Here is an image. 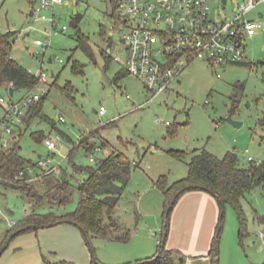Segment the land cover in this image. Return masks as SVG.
Masks as SVG:
<instances>
[{"label": "rangeland", "instance_id": "1", "mask_svg": "<svg viewBox=\"0 0 264 264\" xmlns=\"http://www.w3.org/2000/svg\"><path fill=\"white\" fill-rule=\"evenodd\" d=\"M246 1L228 0L224 4L223 0H209L210 15L216 21L232 17ZM38 2L0 0V31L16 33L14 57L36 76L42 70L46 72L49 81L40 82L31 91L0 93L7 105L10 101L19 103L21 108L29 92L40 94L43 112L56 127L48 119L37 117L28 127L22 126L25 132L21 136L16 127L13 136L0 127V138L20 140L23 157L34 162L52 155L54 163L68 168L70 174L74 173L68 159L71 151L77 166L94 165L92 157L99 160L111 152L126 155L133 165L115 216L132 231L131 239L117 242L93 237L90 244L78 228L89 254L88 264L94 257L103 264H135L151 258L158 253L160 242L165 240L168 247L180 242L179 238L174 242L173 238L171 242L166 238L167 199L156 185L161 177L172 185L188 175L189 157L181 159L174 155L175 151L188 152L190 156L205 149L220 158L234 151L242 166L264 162V28L247 38L243 63L221 69L219 77L209 63L194 59L171 83L170 90L151 102L152 94L136 77L126 72L122 79L115 78L125 68L114 60L115 56L124 57V44L115 32L118 26L112 16L113 0H64L54 11L58 32L52 30L50 20L35 21L31 16ZM259 11L264 13V3L247 17L264 25ZM77 13L82 16L79 29L89 38L93 57L78 47V29L73 26ZM47 15L52 17V11ZM64 25L68 29L62 32ZM37 40L44 41L46 48L38 46ZM104 49H111L110 62L102 53ZM75 63L82 65L83 70L75 71ZM69 84L74 89L71 97L64 92ZM235 99L238 108L232 112ZM59 116L65 121L61 122ZM228 118L242 125L238 127ZM39 130L59 142L55 151L49 152L44 141L31 136ZM92 130L96 131L94 143L110 146L91 152L83 146L76 147ZM84 178L85 175L75 173L73 181L78 184ZM80 199L81 194L75 189L66 206L53 205L50 209L44 202L39 211L73 212ZM32 203L20 191L0 185V248H6L0 264H44L45 258L52 259L60 254H53L55 251H63L66 246L68 236L65 241L53 227L23 232L7 240L16 229L12 221L21 222L31 212ZM241 205L246 217L244 228L234 206L225 204L218 261L201 255L186 256L187 264H264V187L254 184ZM168 229L171 230V220Z\"/></svg>", "mask_w": 264, "mask_h": 264}, {"label": "trees", "instance_id": "2", "mask_svg": "<svg viewBox=\"0 0 264 264\" xmlns=\"http://www.w3.org/2000/svg\"><path fill=\"white\" fill-rule=\"evenodd\" d=\"M112 16L115 19V4ZM81 18L82 16L78 13L73 17V26L78 29V47L90 57H93L89 38L79 29ZM15 35L16 33L12 31L6 33L0 31V91H5L10 95L22 89L31 91L40 83L39 76L33 74L14 57ZM110 50H102L108 62L111 60V56L108 55ZM73 69L78 72L83 70L82 65L79 63H75ZM124 71L116 74V80H120L125 76L127 70L124 69ZM73 90L70 84L64 88L65 94L70 97ZM47 94L48 92L45 96ZM2 97L3 95L0 93V121L5 117L10 103L9 101L7 105L5 103L7 102L6 100L2 102ZM43 103L44 100L41 98L30 106L24 122L21 124V131L18 136L25 132V130H22V126L26 125L28 127L37 117L44 120L48 119L53 128L56 127L54 120L49 119L43 112ZM237 108L238 101L235 99L232 112ZM2 109H4L3 115H1ZM95 135L96 131L92 130L80 140L76 147L83 146L88 152L94 151L99 147L92 140ZM31 136L38 142L45 141L47 138L43 130L35 131ZM109 146L108 143L100 145L103 149ZM21 150L20 140L12 142L7 149L0 146V185L5 188L18 190L33 201L31 212L27 213L21 222L14 224L16 229L9 234L8 241L23 232L65 223L79 227L88 242H91L93 237L117 242H128L131 239L132 231L127 229L115 216L116 208L129 182L133 165L126 155L111 152L107 156L96 160L94 165L77 166L73 160V151H71L68 159L70 167L74 170L73 174H70L68 168L61 166L60 175L48 174L38 180L28 182L27 179L19 177V174L28 164H33L34 161L24 158ZM174 155L181 159L189 157L187 161L189 170L185 178L174 182L172 185H169L164 177H161L156 182V185L163 191L167 199L165 214L169 211V216L167 217L166 238L169 234V221L171 220L173 209L179 199L192 190H205L217 200L219 198L225 204L231 203L238 213L241 226L244 228L246 217L242 209L241 200L252 189L254 184H261L264 187V162L242 166L238 154L234 151L227 152L223 158L205 149L196 151L190 156L188 152L181 151H175ZM75 173L85 175L84 180L76 184L73 181ZM75 189L80 192L81 199L78 207L73 212L59 214L53 210L47 212L39 211L44 202H47L50 209H53V205L66 206L71 202ZM224 217H220L219 226L214 237L210 253L213 261H216L219 256V244L222 233L220 224L223 223ZM44 261V264H77L65 259L52 260L45 258ZM91 264L103 263L94 257ZM135 264H187V257L178 249L167 248L166 243L162 241L159 244V250L156 255L140 260Z\"/></svg>", "mask_w": 264, "mask_h": 264}, {"label": "built area", "instance_id": "3", "mask_svg": "<svg viewBox=\"0 0 264 264\" xmlns=\"http://www.w3.org/2000/svg\"><path fill=\"white\" fill-rule=\"evenodd\" d=\"M64 0H39L31 16L35 21L50 20L52 30L58 32L54 19L55 8ZM264 0H248L240 5L232 17L216 21L210 15L209 0H114L116 8V34L124 44V57H114L129 74L140 80L152 94L151 102L161 93L170 90L171 83L179 77L194 59L209 63L221 76V69L242 63L246 58V40L264 28L258 20L248 19V14L257 9ZM52 11V17L47 12ZM68 29L62 26L61 31ZM113 35V33H111ZM38 46L45 42L37 40ZM46 48V47H45ZM62 61V60H61ZM40 82L47 83L48 75L43 70ZM47 92L45 91V94ZM41 99L40 94L30 92L19 103L10 102L8 111L0 121V127L7 135H14V127L21 131V124L30 106ZM5 102V98H1ZM102 107L100 113L103 114ZM59 120L65 119L59 116ZM49 152L55 151L59 142L53 137L44 141ZM12 140L0 138V146L7 149ZM102 147L95 150L100 151ZM55 155V154H53ZM253 161L252 157H249ZM91 158V162H95ZM61 164L54 163V157L39 158L28 164L19 177L33 182L44 175H60ZM13 224H16L13 221Z\"/></svg>", "mask_w": 264, "mask_h": 264}, {"label": "crops", "instance_id": "4", "mask_svg": "<svg viewBox=\"0 0 264 264\" xmlns=\"http://www.w3.org/2000/svg\"><path fill=\"white\" fill-rule=\"evenodd\" d=\"M258 14L259 17L264 16L261 11ZM220 215V204L212 194L203 190H192L185 193L173 209L171 230H169L167 238L170 242L172 238L173 242L179 238L180 242L171 243L167 248L178 249L188 258L201 255L209 257L213 261L210 253L219 226ZM51 227L54 228L53 231L61 233L65 241L68 236L63 251H55L54 253L51 251L53 254L60 253V256L56 255L52 259H65L80 264L89 263L90 259L86 251L85 241L77 226L65 223ZM42 229L44 230V228Z\"/></svg>", "mask_w": 264, "mask_h": 264}, {"label": "water", "instance_id": "5", "mask_svg": "<svg viewBox=\"0 0 264 264\" xmlns=\"http://www.w3.org/2000/svg\"><path fill=\"white\" fill-rule=\"evenodd\" d=\"M227 2H228V0H223V3L224 4H227ZM52 76H54V74H52ZM228 120L230 121V122H232L234 125H236V126H238V127H240L241 125H242V123H240V122H236V121H233L231 118H228ZM218 202H219V204H220V207H221V218H223L224 216H225V203L223 202V200H221V199H219L218 198ZM169 216V211H168V213H167V217ZM52 225H50V227H51ZM223 228V223H221L220 224V229H222ZM90 244H91V242H89ZM163 243H165V240L163 241ZM5 249L6 248H2L1 250H0V256L2 255V253L5 251ZM217 261H218V257H217Z\"/></svg>", "mask_w": 264, "mask_h": 264}]
</instances>
